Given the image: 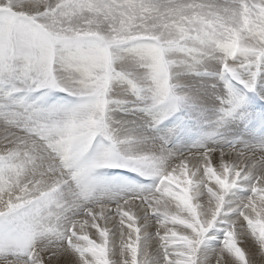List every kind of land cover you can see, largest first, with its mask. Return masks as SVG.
Returning <instances> with one entry per match:
<instances>
[{
  "label": "snow or ice",
  "instance_id": "1",
  "mask_svg": "<svg viewBox=\"0 0 264 264\" xmlns=\"http://www.w3.org/2000/svg\"><path fill=\"white\" fill-rule=\"evenodd\" d=\"M257 97L264 0H0V264H253Z\"/></svg>",
  "mask_w": 264,
  "mask_h": 264
},
{
  "label": "bare ground",
  "instance_id": "2",
  "mask_svg": "<svg viewBox=\"0 0 264 264\" xmlns=\"http://www.w3.org/2000/svg\"><path fill=\"white\" fill-rule=\"evenodd\" d=\"M259 112V110H256ZM250 240V250L249 252H254L255 253V256L254 257H249L252 261H253V264H264V252H262L261 250H258V248H255L254 247V242L252 241V238L249 239ZM258 250V251H257ZM248 252V253H249ZM248 253L246 256H248Z\"/></svg>",
  "mask_w": 264,
  "mask_h": 264
},
{
  "label": "rangeland",
  "instance_id": "3",
  "mask_svg": "<svg viewBox=\"0 0 264 264\" xmlns=\"http://www.w3.org/2000/svg\"><path fill=\"white\" fill-rule=\"evenodd\" d=\"M194 164H195V162L193 161V162L190 164V167H194ZM113 212H114V209H113ZM114 219H115L116 223L118 224V222H119V217H114ZM101 223L103 224V222H101ZM109 227H111V224H109ZM88 231H89L90 238H95V237H92V233L95 231V229H89ZM249 239H250V238H249ZM252 241L255 243V244H254V247H255V248H258V247H259L258 243H257L254 239H252ZM249 243H250V240H248L247 243H242V244L240 245L242 248H244V250H245V252H246V255H247V253H248L249 250H250V245H249ZM258 250H260V249H258ZM258 250H257V251H258ZM212 264H215V258L212 259Z\"/></svg>",
  "mask_w": 264,
  "mask_h": 264
}]
</instances>
